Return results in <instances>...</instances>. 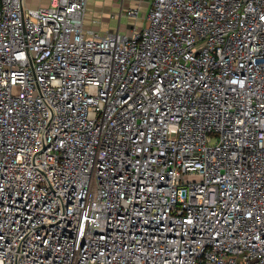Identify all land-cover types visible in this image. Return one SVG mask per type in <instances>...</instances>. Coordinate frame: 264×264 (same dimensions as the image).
<instances>
[{"label":"built area","instance_id":"obj_1","mask_svg":"<svg viewBox=\"0 0 264 264\" xmlns=\"http://www.w3.org/2000/svg\"><path fill=\"white\" fill-rule=\"evenodd\" d=\"M145 2L0 0V264H264V0Z\"/></svg>","mask_w":264,"mask_h":264},{"label":"crops","instance_id":"obj_2","mask_svg":"<svg viewBox=\"0 0 264 264\" xmlns=\"http://www.w3.org/2000/svg\"><path fill=\"white\" fill-rule=\"evenodd\" d=\"M25 4L32 7H38L49 4L50 0H24ZM108 4L104 5L101 1H90L88 4L87 15L85 19V26L96 30H114L120 28L121 30H128V22L122 23V18H119L116 14L113 21L106 19L107 14L117 13L120 9V3L116 0H109ZM119 8V9H118ZM104 16L103 19L101 16ZM98 25V27H95Z\"/></svg>","mask_w":264,"mask_h":264},{"label":"rangeland","instance_id":"obj_3","mask_svg":"<svg viewBox=\"0 0 264 264\" xmlns=\"http://www.w3.org/2000/svg\"><path fill=\"white\" fill-rule=\"evenodd\" d=\"M90 1L93 2V1H96V0H90ZM99 1H101L104 5H107L108 4L107 2H109V0H99ZM116 1L118 3H120V0H116ZM129 4H130V2H128V4L126 3V6H128ZM108 5H112V4H108ZM146 9H147V2H145V0H143L142 1V12L140 13V16L138 17V20H134L133 21L132 19L123 16L122 17V20H121L122 23H125L126 24L128 22V29H129V26L131 25L132 22L135 23L136 25H138L139 27L144 26L145 23H146V21H145V12H146ZM118 12L117 13L115 12V13L107 14L106 16L105 15L104 16L106 17V19H108V20H111L112 19V21H113L114 17L118 14ZM104 16L102 15L101 18L103 19ZM95 27H98V25H96Z\"/></svg>","mask_w":264,"mask_h":264}]
</instances>
